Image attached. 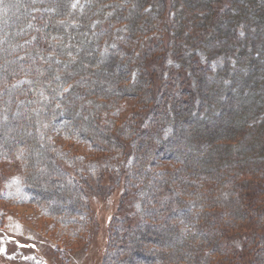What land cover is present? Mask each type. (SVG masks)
I'll use <instances>...</instances> for the list:
<instances>
[{"label":"trees","instance_id":"16d2710c","mask_svg":"<svg viewBox=\"0 0 264 264\" xmlns=\"http://www.w3.org/2000/svg\"><path fill=\"white\" fill-rule=\"evenodd\" d=\"M14 154L61 237L97 213L63 167L111 174L102 264H264V0H0V163Z\"/></svg>","mask_w":264,"mask_h":264},{"label":"rangeland","instance_id":"374dc122","mask_svg":"<svg viewBox=\"0 0 264 264\" xmlns=\"http://www.w3.org/2000/svg\"><path fill=\"white\" fill-rule=\"evenodd\" d=\"M170 1L165 0L167 8ZM162 60L163 62L160 60L158 63L159 66L163 63V66L153 68L159 77L169 75L171 79V76L178 74L172 67V59L163 55ZM157 83L158 80L155 85L159 86ZM133 106V100L124 99L121 109H117L121 114L120 119L124 120L133 110ZM63 169L79 182L81 177L85 178L91 188L87 198L91 208H95L97 213L91 214L88 235L75 233L76 237L72 239L57 235V223L47 218L43 209L28 203L23 190L22 162L17 155H10L0 163V264H102L105 253L113 252L108 250L107 245L111 243L113 221L117 218L115 211L119 210L120 198L119 189L117 192L113 190L115 184L110 178L111 174L100 176L95 172L94 176H81L74 169H70V166H64ZM104 191L110 195L108 206L105 207L106 213L102 211L104 206L98 201ZM126 208L128 207H124ZM68 228L81 230L75 225ZM234 242L239 249L240 241ZM232 264L242 263L235 261Z\"/></svg>","mask_w":264,"mask_h":264}]
</instances>
